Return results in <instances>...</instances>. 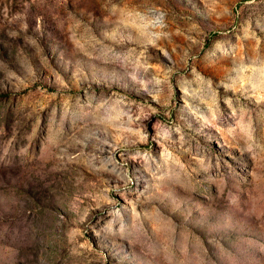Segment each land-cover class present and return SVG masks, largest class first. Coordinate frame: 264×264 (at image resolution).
Here are the masks:
<instances>
[{
  "label": "rangeland",
  "instance_id": "1",
  "mask_svg": "<svg viewBox=\"0 0 264 264\" xmlns=\"http://www.w3.org/2000/svg\"><path fill=\"white\" fill-rule=\"evenodd\" d=\"M0 264H264V0H0Z\"/></svg>",
  "mask_w": 264,
  "mask_h": 264
}]
</instances>
